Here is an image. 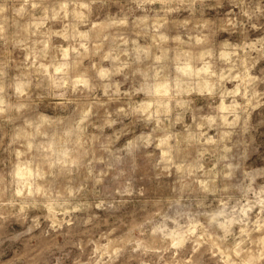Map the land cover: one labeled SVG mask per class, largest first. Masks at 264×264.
<instances>
[{
	"label": "rangeland",
	"instance_id": "374dc122",
	"mask_svg": "<svg viewBox=\"0 0 264 264\" xmlns=\"http://www.w3.org/2000/svg\"><path fill=\"white\" fill-rule=\"evenodd\" d=\"M0 264H264V0H0Z\"/></svg>",
	"mask_w": 264,
	"mask_h": 264
},
{
	"label": "bare ground",
	"instance_id": "6f19581e",
	"mask_svg": "<svg viewBox=\"0 0 264 264\" xmlns=\"http://www.w3.org/2000/svg\"><path fill=\"white\" fill-rule=\"evenodd\" d=\"M160 87H163V86H160ZM160 87H158L157 89L159 90V89H161L162 90V88H160ZM165 87V86H164ZM166 88V87H165Z\"/></svg>",
	"mask_w": 264,
	"mask_h": 264
}]
</instances>
